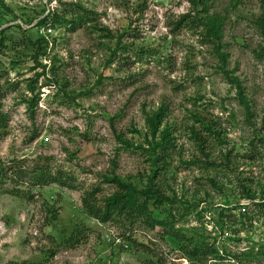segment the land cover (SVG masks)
I'll return each instance as SVG.
<instances>
[{"label": "rangeland", "instance_id": "374dc122", "mask_svg": "<svg viewBox=\"0 0 264 264\" xmlns=\"http://www.w3.org/2000/svg\"><path fill=\"white\" fill-rule=\"evenodd\" d=\"M208 6L0 0V264H193L170 231L215 252L195 264H264V0ZM47 170L72 182L32 186ZM114 177L166 225L88 216Z\"/></svg>", "mask_w": 264, "mask_h": 264}, {"label": "trees", "instance_id": "16d2710c", "mask_svg": "<svg viewBox=\"0 0 264 264\" xmlns=\"http://www.w3.org/2000/svg\"><path fill=\"white\" fill-rule=\"evenodd\" d=\"M189 1L197 10L198 7L202 6L204 13L209 9L208 3L210 0ZM76 10L84 11L83 17L88 14L83 8L77 7ZM76 17H78L76 20L77 22L80 21V19H83L81 16ZM185 18L186 17H184V19ZM57 19L60 18L54 17L52 22L57 23ZM47 21L48 19L42 21L41 25H47ZM200 23L206 27L211 39L218 42L221 41L222 22L220 19L208 16L204 18V20L201 18ZM258 24L264 32V18H262ZM215 47L219 48L220 46L219 44H216ZM161 118V113H158L148 119L153 135L157 133L161 125ZM4 121V118L0 117V124H3ZM163 136L164 140L162 146L165 148L166 145L168 146L170 144V132L165 131ZM8 172V169L0 166V179H6V177H8ZM36 173H34V177L32 178V186L35 187H46L53 184L67 187L72 182V180L68 179L67 175L62 171H58L54 174L50 170L43 171L41 174ZM106 181L107 183L115 184L117 191L114 194L105 197H103L100 188L86 191L82 197V207L88 216L102 224L114 221H127L134 224L138 221H143L151 230H154L158 225H166L154 215V209L162 206L165 198L153 185L149 186L146 190H138L132 184L126 183L117 177L110 179L107 178ZM168 233L174 237L180 245L184 256L193 264L202 261L203 258L206 259L208 256H213L215 254V252L208 249V247L195 244L192 239H189L180 232L170 231Z\"/></svg>", "mask_w": 264, "mask_h": 264}]
</instances>
